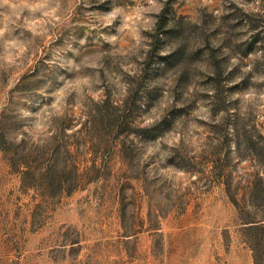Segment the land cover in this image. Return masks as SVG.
Masks as SVG:
<instances>
[{
	"label": "rangeland",
	"instance_id": "1",
	"mask_svg": "<svg viewBox=\"0 0 264 264\" xmlns=\"http://www.w3.org/2000/svg\"><path fill=\"white\" fill-rule=\"evenodd\" d=\"M263 42L264 0H0V138L77 178L0 147V264H253Z\"/></svg>",
	"mask_w": 264,
	"mask_h": 264
},
{
	"label": "trees",
	"instance_id": "2",
	"mask_svg": "<svg viewBox=\"0 0 264 264\" xmlns=\"http://www.w3.org/2000/svg\"><path fill=\"white\" fill-rule=\"evenodd\" d=\"M261 53L263 54V64H264V42L262 43ZM4 125V115L0 119V129ZM3 135L0 138V147L5 152L11 153V166L15 168L21 177L23 182L28 181L30 187L34 189H45L47 192H52L56 190H64L68 180L72 177L74 178L73 182H76L77 178L75 171L66 172L63 169H59L56 164L58 159V152L53 150L49 153V165L42 171L38 168L32 166V163H35L38 159L37 150L28 151L22 144L14 143L10 141L8 136ZM3 144V145H2ZM259 155L262 156L263 168H264V149ZM259 185H264V176L256 175V178L249 183V193L246 204L252 208L256 209L257 212H262L264 214V209H261V206L256 204L259 202V193L262 195V190L259 192L261 187ZM71 186V185H70ZM73 188V187H71ZM261 202H264L263 200ZM263 210V211H260ZM242 232L245 237H247L250 244L251 250L253 252V264H264V215H259L258 213H253L245 215L243 220Z\"/></svg>",
	"mask_w": 264,
	"mask_h": 264
}]
</instances>
